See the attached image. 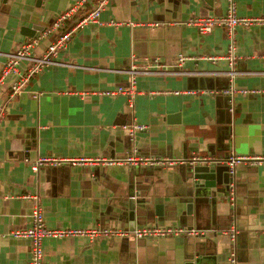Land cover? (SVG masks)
Segmentation results:
<instances>
[{"label": "crops", "instance_id": "0c3cea01", "mask_svg": "<svg viewBox=\"0 0 264 264\" xmlns=\"http://www.w3.org/2000/svg\"><path fill=\"white\" fill-rule=\"evenodd\" d=\"M76 2L0 0V74L4 53L36 38L30 51L41 56L53 39L25 37L23 27L39 25V35ZM233 2L238 16H264V0ZM226 10L227 0H110L97 20L80 26L58 52L62 65L45 66L14 95H8L9 86L21 75L3 80L0 264H27L30 240L10 232L31 226L36 205L46 227L54 230H130L124 219L128 214L134 229L205 232L156 238L46 237L44 264H184L193 249L208 257L203 264H228L232 230L235 264H264V26L236 27L232 69L237 74L229 93L227 30L214 27L201 33L191 24ZM133 67L149 72L132 75ZM25 68V63L19 65L20 72ZM131 87L132 103L120 92ZM134 125L145 129L131 134L127 128ZM231 151L263 160L241 161L231 176L224 167ZM193 156L215 160L227 182L217 188L197 185L180 164L90 162L130 157L188 161ZM40 158L87 162L33 171L31 164ZM130 167L137 168L135 175ZM130 192L138 201L134 211L142 213L139 217L125 207ZM156 206L163 215H156Z\"/></svg>", "mask_w": 264, "mask_h": 264}, {"label": "built area", "instance_id": "2783aa9c", "mask_svg": "<svg viewBox=\"0 0 264 264\" xmlns=\"http://www.w3.org/2000/svg\"><path fill=\"white\" fill-rule=\"evenodd\" d=\"M93 1V2H92ZM110 0H77V2L71 6L66 11L57 15L54 21L43 30L38 36V39L47 38L53 36V39L48 44L46 50L41 56H34L31 54L30 49L37 42V39L31 42H22L17 48L10 53H4L3 56L6 57V62L1 70L0 74V86L2 85L3 80L10 74L19 73L21 76L18 81H15L10 84L8 89V95H14L19 93L21 88L29 81V79L36 75L39 71L42 70L45 66L50 65H62L57 61L58 52L62 49H65L69 43L73 33L83 25H86L90 22H95L99 16L100 11L109 3ZM192 25L198 27L201 33H208L214 27H223L227 30L230 43L229 51L226 57L227 62L230 66V70L227 74L230 77V83L228 90L226 92L233 93L235 86L233 85L232 78L237 74L236 71L232 69L234 64V47H235V31L236 27L249 28L251 26H264V16H251V17H242L236 14L233 0H227V10L226 13L218 17H206L198 18L191 22ZM155 25V24H154ZM158 26V25H157ZM183 57L179 61H183ZM21 63L26 64V68L20 72L19 65ZM157 66H160L155 61ZM149 72V69H136L132 68L130 74L135 75L139 73ZM120 92L126 94L129 98L130 103H132L134 91L133 87L129 89H120ZM2 109V106H1ZM131 134H134L135 131H142L145 129L143 125H134L127 128ZM248 159L251 163H259L263 160L261 157L255 156H239L233 151L230 152L224 164L228 167V172L231 176L234 175L236 166L239 162ZM27 160V159H26ZM187 160H182L181 158H167V157H144V158H96L90 160L91 163H101L105 165H121V164H140L148 166H158L163 168H172L177 164H183ZM71 162L72 164H85L87 160L84 158L78 160H69V159H48L40 158L31 164L33 171H37L39 166L42 165H61L62 163ZM192 164H206L216 162L211 159L209 156H193L190 160ZM24 198L30 199L31 196L26 195ZM31 226L25 229H17L11 231V235L15 238H27L30 240V259L27 264H44L43 256V246L42 241L46 237H61V236H89L91 238L98 236H127L133 238H156L161 236H182V235H191L198 236L204 235V231H199L195 229H187L183 227L175 228H162V227H150V228H138L132 231L130 230H110V229H63V230H54L48 229L45 225L44 216L42 209L39 205H36L31 212ZM264 234V229L261 231ZM230 241L232 242V249L227 255L228 264H235L236 262V250L233 244L236 239V232L234 230L229 232Z\"/></svg>", "mask_w": 264, "mask_h": 264}, {"label": "water", "instance_id": "95a60500", "mask_svg": "<svg viewBox=\"0 0 264 264\" xmlns=\"http://www.w3.org/2000/svg\"><path fill=\"white\" fill-rule=\"evenodd\" d=\"M43 28L39 25H32L31 27H23L21 29V33L25 36V37H37L38 36V32L41 31ZM45 29V28H44ZM37 35V36H36ZM180 165H185L188 170H189V177L192 178V180L194 181V183H196L197 185H200L202 183L203 186L205 187H209V188H217L218 185H220L222 183L227 182L224 177L222 176V171L223 168L220 167L219 165H217V162H212V163H206V164H192L190 162H187L186 164H180ZM137 167V166H136ZM226 171L228 170V167L224 166ZM137 168L135 167H130L129 171L132 172L133 175H135ZM227 174V173H226ZM203 180V182H201ZM132 182V179H131ZM134 194L132 192L128 193V201L126 202L127 204H125V207H127V212H129V214H132L133 216L139 217L142 213H139L137 211H134L135 207L134 204H137L138 201L134 200ZM192 206L191 204H188L186 206V212L189 213L191 212ZM156 215H163V210L161 209L160 206H156ZM124 219L126 220L127 224H128V228H130V230H133L135 227V220H129L130 218L128 217V214L126 216H124ZM192 251L195 252V254H193V256H187L185 258L184 264H203L202 262L204 261V259L208 258V257H202L200 256V252H197V250L193 249Z\"/></svg>", "mask_w": 264, "mask_h": 264}, {"label": "trees", "instance_id": "16d2710c", "mask_svg": "<svg viewBox=\"0 0 264 264\" xmlns=\"http://www.w3.org/2000/svg\"><path fill=\"white\" fill-rule=\"evenodd\" d=\"M93 2V1H92Z\"/></svg>", "mask_w": 264, "mask_h": 264}]
</instances>
